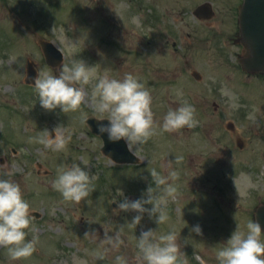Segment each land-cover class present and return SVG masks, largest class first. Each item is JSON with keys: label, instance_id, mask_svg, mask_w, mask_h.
Masks as SVG:
<instances>
[{"label": "rangeland", "instance_id": "374dc122", "mask_svg": "<svg viewBox=\"0 0 264 264\" xmlns=\"http://www.w3.org/2000/svg\"><path fill=\"white\" fill-rule=\"evenodd\" d=\"M236 1L228 0L231 5ZM212 2L220 12L219 20L225 17L230 20L232 16L235 17L234 9L223 8L218 3L219 0ZM83 3L82 5L81 0H0V158L6 159V163L0 165V177L18 183L24 199L30 205V213L36 212L40 215L39 219L31 218L30 228L26 230L28 232L26 239H32L33 234L39 238L32 255L12 261L7 249L0 246V264H115L117 255L126 257L129 264H137L136 238L148 228L156 229L158 233L175 231L183 254L182 259L186 264H218L215 252L221 246L220 243L226 242L235 230L231 234L225 232L226 219L222 218L219 220L224 223L219 224L223 226L215 232L213 227L217 223H213L212 220L219 214L218 207L206 198L198 196L194 198L196 193H193V189L208 190V187L199 185H209L207 180L211 176L236 178L235 189L237 190L238 182H241L238 188L242 191L228 195V199H236L240 217L243 218L245 215L249 217L258 202L248 201L245 197L257 186L258 191H264L263 162H260L261 168L258 169V173L249 170H207L204 168V161H200L199 158L192 161L188 168L174 162L172 132L154 129L153 135L140 146L139 151L136 146L132 147L142 159L139 167H125L115 171V168H108L113 164L101 152L102 141L92 135L85 124L89 116H98L90 102L92 87L102 76H98L96 69L91 83L84 86L85 101L81 109L77 112L64 113L62 118H58V109L54 112L43 109L39 104L36 89L24 84L27 60L33 61L41 74L56 75L59 72L46 65L38 40L52 41L56 44L65 54L64 65L71 66L74 60L82 59L88 65L94 66L92 42L98 43L100 37L97 36L94 40L92 34L94 16L91 0H83ZM195 3L197 2L194 0H157L166 20L178 17L180 30H184L183 20L192 23ZM130 6L123 4L122 7L117 6V10L120 8L128 11ZM141 14L140 19L139 11L131 12L132 26L141 23L143 13ZM130 29L133 32L131 27ZM234 29L235 27L231 26L221 27L224 34H233ZM137 33L141 34L139 30ZM85 48L91 49L89 51L91 57L83 56L82 50ZM199 50L202 59L197 60V69L206 75V82L204 80L198 83L202 84L198 88L191 87L190 85H193L190 83L191 77L186 76L185 81L189 82L193 92L183 96L182 87L173 90L172 92L179 96L171 98L174 107H168L175 109L185 101L190 104L189 96L194 95L198 97L199 102L205 100L208 104L216 103L231 121L239 119V115H247L246 123H253L257 130L264 133V78L241 74V80L251 84L243 90L238 79H234L238 87L227 81H219L220 76H234L236 71L227 65L221 67L207 45ZM233 52H236V49H233ZM206 64H210L209 69ZM105 72L107 71L101 74ZM224 89L234 94L237 107L227 102L223 109L222 100H230L222 91ZM149 91L151 96L156 97V90ZM81 113L86 114L85 118H82ZM250 114L254 119H249ZM159 123L162 124L163 121ZM58 125H61L59 134L61 136L70 134L71 139L63 150L53 151L40 144L38 138L44 135L42 130L54 129ZM1 134L6 137L12 136V139L2 140ZM257 142L260 152H264L263 141L257 139ZM169 161L173 162L172 167L178 173L174 182L177 188L175 193L177 203L174 204V209L176 207L179 211L178 215L175 218L171 216L174 199L167 198L164 207L168 220L164 224L158 226L145 215L141 225L137 227L126 225L135 213L121 212L116 215L113 211L116 207H113V204H117V201L125 197L133 200L141 197L151 183L150 172L155 169L166 176ZM72 163L86 168L96 177L89 196L79 203L65 200L53 187V181L62 170V166ZM248 177L258 178L259 181L252 182L247 179ZM183 188L186 190L182 191ZM261 196L264 201V196L262 194ZM203 213L207 217L201 218ZM196 224L202 225V235L191 231V227ZM246 225L244 223L240 229L246 232ZM208 226L212 229L204 228ZM93 229L96 233L86 236V233ZM105 231L109 234L121 232L123 243L119 248L112 249L110 245L101 243ZM260 239L264 240V235ZM201 258L203 261L200 263Z\"/></svg>", "mask_w": 264, "mask_h": 264}, {"label": "clouds", "instance_id": "9594fccd", "mask_svg": "<svg viewBox=\"0 0 264 264\" xmlns=\"http://www.w3.org/2000/svg\"><path fill=\"white\" fill-rule=\"evenodd\" d=\"M52 31H55V27ZM95 66L78 59L71 66L62 63L56 75L41 74L38 71L32 86L38 93L40 106L49 112L57 109L63 113L80 110L85 101L84 86L89 85L95 77ZM222 91L235 100L233 93L227 89ZM90 102L94 112L100 117L98 121L108 122L98 125L99 133L107 135L113 143L123 140L128 148L136 146L137 151L153 135L156 127L162 131L174 132L184 127H195L198 123L194 107L185 101L179 107L170 109L164 116L163 123L157 125L151 110V93L132 73H126L123 78L117 79L105 72L92 87ZM232 106L238 105L233 103ZM85 115L81 113L82 118ZM249 119H254V116L250 114ZM60 129L61 125H58L52 130L54 136L49 130H42L44 135L38 138V142L53 151L63 150L71 136H61ZM180 159L181 157H176L175 163H179ZM172 164L169 161L166 176L155 169L150 172L151 183L141 197L134 200L125 197L117 201V207L113 210L116 215L121 212L135 213L126 225H141L145 215L158 226L168 220L164 204L167 198L174 199L177 191L174 182L178 173ZM95 178L86 168L72 163L62 166L53 181V187L65 200L79 203L89 196ZM31 218L30 205L24 199L21 186L0 177V246L7 249L12 261L27 258L35 250L38 236L33 234L32 239H26ZM246 228V232L242 231L238 225L227 241L220 243L221 246L215 252L218 264H264V240L260 239L264 233L262 226L258 220H250ZM191 231L202 235L203 227L196 224L191 227ZM95 233L96 230L93 229L86 236ZM101 243L110 245L112 249L119 248L123 243L121 232L109 234L105 231ZM136 247L137 264H186L182 259L183 254L175 231L158 233V230L148 228L136 238ZM115 264L129 262L126 257L117 255Z\"/></svg>", "mask_w": 264, "mask_h": 264}, {"label": "flooded vegetation", "instance_id": "af4514ba", "mask_svg": "<svg viewBox=\"0 0 264 264\" xmlns=\"http://www.w3.org/2000/svg\"><path fill=\"white\" fill-rule=\"evenodd\" d=\"M147 1V0H143ZM176 22L178 18L174 19ZM185 21V20H183ZM219 17H214L210 20V23H206L203 26L210 32V34H195V33H177L175 26L164 25L163 23L148 24L145 22L141 26L140 36V55L135 57V63L141 66L142 82L145 86L156 89V97L153 99L155 104H159L163 100V104L170 105V101H166L162 98V90L164 88H171L175 90L179 87L184 89L183 96L190 93L189 82L185 81L186 76H190V85L195 87V77L191 74L197 68L196 58L194 54L197 50L205 47L206 44L215 51V55L218 57L221 66L231 65L235 63V59L239 58L237 52H233V49L238 50L242 47L239 42V34L214 33L218 31L219 24L211 25L215 22L218 23ZM222 22H220L221 25ZM124 28L121 26L119 31ZM108 36L115 40L116 29L113 33L108 32ZM154 41V44H151ZM155 48V50H153ZM163 49L169 50V57L164 59L161 55ZM150 60H155L156 65H150ZM235 67V66H234ZM166 74V76H165ZM192 80V82H191ZM166 81V83H165ZM201 83V82H200ZM199 83V84H200ZM166 85V86H165ZM202 86L198 85V87ZM209 86L210 83H209ZM178 97L179 94L172 92V98ZM229 100L223 99L221 106H224ZM153 105L155 106V104ZM208 102L202 100V105L199 111L195 112V119L198 121L195 127L188 128L189 132L185 140H182L178 134L177 142L179 144L185 143L187 148L186 163L190 167L192 161L200 159L204 161V168L211 169H224V164L229 154L249 155L245 160L239 163L249 165L252 168L259 163L257 157L258 154V142L259 134L256 138L254 131L241 130L238 133L237 130L243 127V123L237 122L235 125L224 123L225 115L216 113L211 115L207 112ZM217 110H220L219 107ZM156 118L158 114H155ZM214 117V119H211ZM225 127L226 131L222 128ZM182 129L177 130L181 132ZM247 138L243 141V138ZM236 143V149L231 151Z\"/></svg>", "mask_w": 264, "mask_h": 264}, {"label": "water", "instance_id": "95a60500", "mask_svg": "<svg viewBox=\"0 0 264 264\" xmlns=\"http://www.w3.org/2000/svg\"><path fill=\"white\" fill-rule=\"evenodd\" d=\"M241 25L246 43L251 47L249 58L245 61V69L252 72L264 71V0H245L241 13ZM42 48L48 58L51 55H53L51 57L59 55L50 43L43 42ZM28 74V83H34L36 73L31 63L28 65ZM87 122L90 128L104 139L105 147L103 151L106 155L111 156L112 159L120 163L137 164L139 162V159L129 150L123 140L113 143L109 141L107 135L99 133L98 125L108 122H99L94 119H89Z\"/></svg>", "mask_w": 264, "mask_h": 264}]
</instances>
